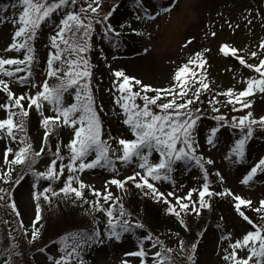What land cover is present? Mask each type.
I'll list each match as a JSON object with an SVG mask.
<instances>
[{"label": "rangeland", "instance_id": "obj_1", "mask_svg": "<svg viewBox=\"0 0 264 264\" xmlns=\"http://www.w3.org/2000/svg\"><path fill=\"white\" fill-rule=\"evenodd\" d=\"M112 1L116 0H99V16L102 17L108 13ZM88 2L91 0H78L76 8L86 6ZM131 3L133 5L140 3L142 7L150 10L151 15L144 17L140 22L142 30L139 33L141 31L142 33L139 36L142 38L133 40V42H123L110 33L106 35V28L102 23L94 24V31L89 37V50L82 54L88 60V68L91 72V93L92 86L97 85L98 87L97 94L94 96L92 93V95L94 110L103 111V122L101 119L99 120L107 133L102 132V139L112 143L110 137L115 138L116 141L119 138H131L129 127L124 123L126 116L123 109L115 102L119 98L115 84L116 78L113 75L116 70H122L126 75L140 79L144 84L168 88L176 83L174 73L178 66L186 64L195 53L199 52L206 63L198 69L197 75L203 74L205 82L213 90L224 93L228 89H232L234 98L236 93L246 88L248 79L259 78V73L254 69L241 65L231 53L226 56L219 49L223 44L228 43L231 47L239 49L236 55L242 56L247 64L258 65L259 60L264 59V50L258 47L259 42L264 40V0H132ZM5 5H8L7 10H5ZM13 5L16 6L13 7ZM229 5H233V7L228 8ZM70 10L72 9L61 8L52 13L49 18L42 22L37 29L34 40L30 42L34 48L35 60H37L35 66L32 65L36 69H31V73H34L33 78L29 82L24 80L22 82L21 77L16 80L25 84L26 96L34 95L39 91V86L46 79L50 86L58 83L56 79L51 80L46 74L49 71L48 60L51 58V53L55 51L51 46L50 37L56 33L60 20L64 18L66 11ZM21 11L22 8L17 4V0H0V57L21 59L25 54L23 49L19 51L4 50L11 43V37L18 27V25H13L11 21L14 17L18 18ZM137 12L139 13V11ZM213 32L215 33L214 36L212 35ZM189 41L191 42L189 43ZM95 45L107 58L103 65L95 66L92 64L91 53L92 47ZM253 51L258 53L256 57L251 56ZM61 58L75 59L76 55L73 53L69 57V54L64 52ZM43 62L44 66L42 65ZM57 62L59 61H54V67L59 66ZM139 64L152 67L150 70L144 71L141 78L135 72V68ZM7 67L9 66H5L6 69ZM190 68H195V66L191 65ZM23 73L25 75L28 72ZM154 77L162 78L160 79L161 82L157 83L158 80ZM0 78L10 81L9 77L6 76L0 75ZM186 79L189 84H199L197 79L187 74ZM33 83L37 87H32ZM9 88L17 95V90L14 89V91L11 84H9ZM76 91V88H70L64 94L63 103L65 101L68 105L74 102ZM133 91H139V87L134 86ZM148 95H154V93H148ZM163 99L165 102L167 101L166 98ZM242 99L250 100L251 108L241 109L239 104H231L217 107L219 113L213 112L212 108H200L202 115L196 125L197 134L195 135V140L198 143L197 155H202L205 162L211 159L214 168L223 177L225 187L231 193L250 200L251 205L244 206H249L252 211L264 216V211L255 210L259 207V201L264 200V172L258 171L251 181L247 184L242 183L250 168L260 158H264V129L254 126L253 135L246 144V154L242 160L237 162H233L236 158L230 149L241 136L238 129L225 125L219 129L216 142L213 145H209L206 141L210 130L218 126V122L213 119L215 115H223L229 121L233 117L239 118L245 115L248 111L253 113V118L258 119L260 116H264V93L257 91L255 95ZM160 102L158 101V103ZM4 103H7V95L0 91V104ZM135 103L143 106V100L139 97L136 98ZM150 107L154 112L160 111L155 106ZM234 107L237 110L234 111ZM32 109L42 120L44 116L55 114L48 102H44L40 110H37L35 106ZM104 113L105 115H103ZM0 118H6L4 109H0ZM49 130L53 132V135H50L47 140L52 148L59 147V129L49 126ZM45 131L46 129L41 128L35 135L28 137L25 130L23 131L24 134H17L14 130L15 140L8 137L6 133H0V182L2 184L0 187L11 189L12 198L15 200L20 213L19 216H15L10 208L0 207V221L4 224L2 237H5V239L0 238V264H6V261L8 264H54L55 260H59L66 251H71L72 247L76 245L78 234H82L84 229L88 230L94 223L91 216L86 215L84 211L82 212L84 206L80 208L75 203V205L70 206L78 222L73 221L76 224L73 227L77 228V230H73L71 224H67V222L71 223V218L64 215L62 206L57 202L52 200L44 205L39 200L34 199V193L43 192L45 188H51L53 191L59 190L69 175L68 169L65 167L64 173L59 179L50 181L41 178L37 182L35 176L27 170L30 167L38 172L46 171L50 162L55 159L56 171L59 172L61 164L67 165L69 163V156L60 155L64 157L61 160L46 148ZM73 136V129L67 126L66 137H70L71 141ZM25 145H31L33 153L39 152L41 147L44 148V151L39 157L32 159L31 163L26 160L24 164H10L9 162L13 160L15 152ZM7 148H12L13 152L5 156ZM116 148L119 146L117 145ZM94 155L93 152L87 157V160H91ZM150 160L153 163L157 162L158 153H153ZM78 163L79 161H77ZM135 171H141L143 174V170L138 168V162L133 159L129 163L116 161V171L96 167L77 172L75 175L92 190L103 192L107 188L111 193H118L119 189L116 185L110 184V181L114 178L124 180ZM6 172L7 176H5ZM21 176L23 179L19 184L13 183ZM169 176L168 180L152 181L157 190L164 193V198L168 201L166 204L174 205L173 208L180 211L179 217L175 215L179 221L183 220L184 217L190 221L198 219L199 215L190 210L181 211L176 202V197H185L189 190L195 189L196 191L192 192V200L198 201L199 191L202 190V185L205 183L204 170H201L194 161L184 160L174 165V171ZM34 182L37 183L35 188L33 187ZM73 186L78 187V182L73 181ZM215 190L217 191V188ZM169 192H172L173 195L168 196ZM49 193L51 191L47 194ZM84 195L86 194L84 193ZM71 196L75 202L83 201L82 198H84ZM89 196L92 200L95 199L93 195L90 194ZM159 200L163 202V199ZM234 201L233 195L216 201V206L213 209L216 210L222 227L219 225L208 226L206 222L198 228L197 234L187 230V234L191 235L190 241L185 244L172 234L160 236L166 249L174 248L172 252L165 251L162 254V257L166 258L164 264H187L189 256L196 264H231L230 260L224 259L227 255L222 239L223 227L234 241L242 239L248 231L254 230L252 225L234 209ZM180 202L185 203L187 201L181 200ZM90 204L88 207H92ZM125 204L130 219L136 217H132L131 207L128 206L127 202ZM37 205H39L41 217L38 222L35 220ZM21 222L23 228H21ZM103 226L104 224L100 226L101 230H103ZM33 229L37 231L34 240L31 238ZM146 232L144 229H136L134 232L124 233L119 241L100 235L102 242L93 241L88 243L86 247L83 246L79 250L78 256L72 258L71 264H77V261L82 257V252L85 254L86 251L90 253L92 264H102L104 259L121 257H124L125 260L121 262L122 264H144V256L128 255V253L141 250L140 240L146 235ZM193 244L196 245L195 249L192 248ZM9 249H14L11 255L8 254ZM143 251L146 257H155L153 253L158 249L157 247L143 248ZM247 254V248H242L239 257H246Z\"/></svg>", "mask_w": 264, "mask_h": 264}, {"label": "snow or ice", "instance_id": "obj_2", "mask_svg": "<svg viewBox=\"0 0 264 264\" xmlns=\"http://www.w3.org/2000/svg\"><path fill=\"white\" fill-rule=\"evenodd\" d=\"M77 3L78 0H51V2L49 0H17V4L22 8V11L19 13L18 18L14 17L12 19L11 23L18 25V27L11 37V43L4 50L19 51L23 49L25 50V54L22 59L0 57V75L9 78L14 77L15 73L25 71L31 75L35 55L34 48L30 42L34 40L37 29L55 11L61 8H71L72 10L66 11L64 18L60 20L56 33L50 37L51 46L55 51L51 53V58L48 60L49 71L47 75L48 77H55L58 81L57 84L50 86L46 79L39 86L40 90L34 95L26 96L21 94L17 96L10 90L9 81L0 78V91H3L7 95V103L0 104V109H4L6 112V118H0V133H6L8 137L15 140L14 129L23 132V118L29 115V110L33 106L37 110H40L43 103L48 102L56 115L43 117L42 123L46 129L44 134L45 142L49 135L50 123L53 126L63 124L64 126L71 127L74 131V136L68 145L70 149L69 163L67 165L61 164L59 172L56 171L55 159L50 162L46 171L38 172L30 167L27 170L35 176L38 182L41 178L50 181L59 179L63 175L65 167H67L69 175L63 187L59 189V192L65 196L74 194L76 198L83 197L81 190L86 187V184L79 180V177L75 173L96 167L116 171V161L129 163L133 159L138 162V168L143 170V174L141 171H135L124 180L112 179L110 184L123 188L127 181H133L135 187L146 188L155 197H164V193L159 192L150 180H168L170 178L169 174L174 171V165L177 162L184 160L194 161L201 170H204L205 183L202 185V190L199 191L198 202L192 200V192L196 191L195 189L189 190L185 197H176L179 209L181 211L190 210L196 215H200L201 209L211 207V204L205 199L206 196L210 198L213 195H233L235 200L234 209L239 212L245 221L252 225L254 230L248 231L242 239L236 240L231 245L233 250L224 259L230 260L231 264H264V227L254 224L241 211V206H250L251 201L231 193L228 189H225L223 192L214 193L207 182L208 174L205 170L204 158L202 155H197L198 143L195 140V135L197 134L196 125L201 119L202 113L200 108L189 106L194 105V101L199 99L201 88L205 90L209 88V84L205 82L203 74L197 75V69L206 63L202 58V54L197 52L186 64L178 66L174 73L176 83L170 85L168 88H158L144 84L140 79L126 75L122 70L113 72L116 78V90L119 94V98L115 102L123 109V113L126 116L124 123L129 127L131 136V138H119L116 141L119 148H113L108 141L102 139V125L97 112L94 110L93 95L90 91L91 72L88 68V60L82 55L89 50V37L94 31V24L105 23L111 12L108 15L99 16V0H91L86 6H80L78 9L76 8ZM15 6L13 5V7ZM4 7L7 10L8 5ZM165 11H168V9H165ZM111 32L112 29L106 25L105 34L108 35ZM212 35L214 36L215 33L213 32ZM258 47L264 50V40L259 42ZM205 51L208 50L205 49ZM219 51L226 56L231 53L241 65L254 69L259 73L258 79H248L246 81V88L236 93L234 97L235 104H239L241 109L251 108V101L242 98L255 95L257 91L264 93V59H260L258 65L247 64L242 56L236 55L239 49L231 47L228 43L223 44ZM64 52H67L69 57L74 53L76 58L62 59L61 56ZM257 55L256 51L251 52V56L256 57ZM54 61H59L60 65L54 67ZM191 65H194L195 68H190ZM5 66L15 67L9 70ZM186 74L197 79L200 85L192 91L191 96H188L186 91V86L188 85ZM21 80L23 82V78ZM134 86H138L139 91L134 92ZM32 87H37V85L33 83ZM70 88L77 89L74 95V102L65 106L63 97ZM148 93H154V95H148ZM220 94L229 97L230 103L233 102L234 93L232 89H228L226 92ZM169 96L171 99L165 102L163 98ZM137 97L143 100V106L135 103ZM178 98L182 99V102L178 103ZM24 101L27 102L28 108H25L24 103H22ZM158 101L161 102L158 103ZM214 101L215 97L209 103L212 104ZM150 106H155L160 111L154 112ZM233 110L237 109L234 107ZM212 111L219 113V109L215 107L212 108ZM17 116L20 117L18 122L14 121V117ZM213 119L218 122V126L213 127L206 138L209 145H213L216 142L219 129L225 125L238 129L241 133L240 138L235 141L230 149V152L236 158L233 162L244 158L246 144L253 135L254 126L264 129V116H260L258 119L253 118L251 111H248L239 118L233 117L231 121L220 114L215 115ZM21 143H24V141H21ZM43 151L44 148L41 147L39 152L33 153L31 145H25L15 152L13 160L9 163L24 164L26 160L31 163V160L39 157ZM12 152V148H7L5 156ZM93 152L95 153L94 157L91 160H87V157L92 155ZM153 153H158V161L154 163L150 160ZM54 156L61 160L64 159V157L60 156L59 147ZM77 161H79L78 164ZM206 163L210 165L213 161L208 159ZM258 171L264 172V158H260L250 168L242 183L247 184L256 176ZM7 175L6 172L5 176ZM217 175L219 176L220 174L217 173ZM137 177L139 178L138 180ZM22 179L23 176L16 179L13 183L19 184ZM222 179L223 177H221ZM73 181L78 182V187L73 186ZM5 183H7V180H5ZM33 187H37L36 182H34ZM50 191L52 196L58 194L51 188H45L43 192L34 193V199L39 200L43 197L45 201H49V196L46 193ZM93 194L102 197L105 204L112 199V193L107 188L103 192L93 189ZM148 194L149 192H145V195ZM172 195V192L168 193V196ZM116 200L118 201L119 197ZM181 200H186L187 202L181 203ZM165 202L167 203L168 201L165 199ZM197 203L199 207H197ZM0 207H8L15 216L20 215L17 204L12 198L10 188L0 187ZM94 207L97 210L104 211L106 214V232L109 239L114 238L119 241L124 233L132 231L133 228H144L142 222L139 220L133 221L130 219V216H126L122 204L119 205L118 212L114 211L116 208L115 204H108L107 208H103L100 202L97 201ZM255 210L258 212L264 211V200L259 201V207ZM168 211L177 217L180 216V211H176L171 206L168 208ZM40 219L39 205H37L35 220L38 222ZM180 222L181 224L184 223L183 220ZM21 228H23L22 222ZM36 236L37 231L33 229L31 238L34 240ZM145 239H151V237H145ZM93 241L102 242L100 241V233L96 230H93L91 233L78 234L76 245L72 247L71 251H66L64 256L59 260H55L54 264H71L72 258L78 256L79 250L84 245ZM192 248L195 249L196 245L193 244ZM239 248H247L248 254L246 257L238 256L236 249ZM13 251L14 249H9L8 254L11 255ZM165 251L170 253L172 249L169 248ZM128 255L143 257L145 256V252L141 247V250L130 252ZM153 255L158 258L155 264H164L166 258L162 257L160 251L154 252ZM6 264H8L7 261Z\"/></svg>", "mask_w": 264, "mask_h": 264}, {"label": "trees", "instance_id": "obj_3", "mask_svg": "<svg viewBox=\"0 0 264 264\" xmlns=\"http://www.w3.org/2000/svg\"><path fill=\"white\" fill-rule=\"evenodd\" d=\"M131 1L132 0H116L114 2L112 1L110 8H109L110 10L108 11V13L111 12V15L108 17V20L105 23H102V25L105 28H106V25L110 27L112 29V32L110 34L116 36L119 40L133 42V40H137L141 38L138 35H139V31L141 30L140 22H141L142 17L138 14L136 8L137 9L139 8L140 10L144 11L146 14H148L149 11L145 9L144 7H142L140 3H136L133 5ZM108 13L105 15H108ZM91 60H92V64H94L95 66L103 65L107 61V58L101 53L97 45L92 47ZM36 63H37V60L34 61L33 66H35ZM57 64L60 65V62H57ZM42 65L44 66V62L42 63ZM14 67L15 66H9L7 67V69L11 70ZM31 69L35 70L36 68L32 67ZM43 72L45 71L43 70ZM197 73H198V69H197ZM33 75L34 73H31V75H29V73H26L24 75L23 72H20V73H15L14 77L9 78L10 80L9 84L12 85L13 90L14 89L17 90L16 94L18 96L21 94L25 95V92H26L25 84L22 83L21 81H16L18 77H21L23 78L24 81L29 82V80L33 78ZM50 79L53 80L56 78L50 77ZM199 86H200L199 84L193 85L192 83L190 84L188 83V85L186 86L187 95L191 96L192 91H194V89ZM97 89H98L97 85L92 86V93L94 96L97 94ZM220 93L222 92L213 90L211 88H208L207 90L201 88L199 99L194 101V105L189 106V107L194 106V107H198L201 109H203V107H207V108H213V107L217 108L218 107L219 108V107H224L225 105L229 106L231 104H235L234 98H233V102L230 103L229 97L221 95ZM213 97H215V101L212 104H210L209 101L212 100ZM166 99L170 100L171 97L170 96L166 97ZM177 102L178 103L182 102V99L178 98ZM22 103H24L25 108H28V104L26 101ZM64 105L67 106L65 101H64ZM95 111L98 114V118L101 119V121L103 122V117H104L102 116L103 111H99L98 109ZM54 115H56V113ZM103 115H105V113ZM19 120H20L19 116L14 117V121L18 122ZM23 125H24L23 131L24 130L26 131V135H28V137L35 135L41 128L45 129V126L42 123V119L39 118V116L36 114V112H34V109L32 108L29 110V115L23 118ZM49 126H53V125L50 123ZM54 127L59 129L58 134H59L60 155L69 156L70 149L68 145L70 143V137L69 138L66 137L67 126L60 124L59 126H54ZM14 130L17 134H20V133L24 134V132H20L18 129H14ZM102 132L107 133L105 127H102ZM50 135L51 136L53 135V132L51 130H49V135L47 137L48 139L50 138ZM110 138L112 141V143H110L111 146L113 148H116L117 147L116 139L112 137ZM48 143L49 141L47 140L46 145H45L47 146L46 148L51 150L50 153L54 154L58 146L52 148L50 143L49 144ZM205 170L207 171V174H208L207 182L209 183V187L214 193L223 192L225 189H227L225 185L223 184V180H221V176L217 175V173L219 172L214 168L213 164L209 165L205 162ZM150 182L153 183L152 181ZM0 186H2L1 182H0ZM117 188L119 189V192L112 193V199L109 200L107 204L104 203L102 197L95 196L93 194V190L87 186L81 190L83 192V195L84 193L86 194L83 196L84 198H82L83 201L78 200L77 202H75L73 201L72 199L73 197L71 196L74 194H69L65 196L63 193H60L59 190L56 191L58 194L55 196H52L51 193L49 194L46 193V195L49 196V201H45L43 197H41L39 201L40 203L47 205L48 202H51L52 200H54L60 206H62L64 210L63 211L64 215H66L67 218L68 217L71 218V223L67 222V224H71V227H73V225H76L75 223H73V221H75L76 223L78 222L76 221L75 213L71 211L70 206L75 205V203L80 208L84 206V208H82L83 209L82 212L84 211L86 215L91 216L92 220H94V223L88 230L84 229L83 233L85 232L91 233L93 230H96L102 236L103 235L107 236V233L105 232L107 217H106L105 212L97 210L94 207V204L97 201H99L100 205L103 208H107L108 204H115L116 208L114 211L116 212H118L119 210V205L122 204L125 210V214L126 216H128L126 212L127 208L125 206L126 205L125 203L127 202L128 206L131 207L130 210L132 212V217L136 216V217L131 218V220L133 221L139 220L140 222H142L144 225L143 229L147 231L146 235L142 237L140 240L141 247L144 249L158 247L159 251L162 254H164L166 247L163 241L161 240L160 236H166L168 234H172L173 236L178 237L180 240H182V242L185 244L186 242L190 241V235H191V234L189 235L187 234V230H190L193 234H197L198 228H200V226H202L203 223H206V222L208 226L219 225L222 227V225L220 224V219L217 216L216 210L213 208L216 206L217 200H220L221 198L230 197V195L228 194H225L224 196L213 195L210 198L206 196L205 199L211 204V207L201 209L198 219H194L193 221H190L189 219H185L184 217L183 219L184 223L181 224V222L175 217V215L168 211V208L170 206L173 207L174 205L166 204V202L164 201L165 200L164 197H155L146 188L135 187V184L133 183V181H127L123 188H120V187H117ZM216 188H217V191L215 190ZM126 192H127V195H126ZM145 192H149V197L153 196L155 198H152L153 200L150 199L148 195H145ZM90 194L93 195L95 199L92 200L89 196ZM117 197H119L118 201L116 200ZM197 198L199 200V196ZM159 199H163V202H161ZM213 200L215 201L214 204H213ZM89 203H91L90 205L92 207H88ZM233 204H235V201L233 202ZM197 207H199L198 203H197ZM241 211H243L244 214L247 215L249 219L253 221L254 224H256L257 226L264 227V216L252 211L249 207L244 206V205L241 206ZM0 212H1V208H0ZM188 215L191 216L190 214ZM103 224H104L103 230H101L100 226H102ZM3 227H4V224L0 221V238L5 239V237H2ZM73 228H74L73 230H77V228L75 227ZM136 229L137 228H133L132 231L130 232H134V230ZM145 237H151V239H145ZM222 239H223V243L225 244V248H226L225 254L228 255L229 252L233 250L231 248V245L235 241L231 238V236L229 235V232L224 227H223ZM86 246L87 244L84 245V247ZM172 250H174V248H172ZM241 250L242 248L236 249L238 256L240 255ZM157 259H158L157 257L144 256V264H155ZM77 264H92V258L90 256V253L86 251L84 254V252H82V257L77 261ZM187 264H196V263L193 261V259H191V256H189Z\"/></svg>", "mask_w": 264, "mask_h": 264}, {"label": "bare ground", "instance_id": "obj_4", "mask_svg": "<svg viewBox=\"0 0 264 264\" xmlns=\"http://www.w3.org/2000/svg\"><path fill=\"white\" fill-rule=\"evenodd\" d=\"M218 1H221V0H218ZM222 3V2H221ZM231 7H233V5H229V7L228 8H231ZM146 65V64H145ZM144 64H139V66L137 67V68H135V72L137 73V74H139V77L141 78V76H142V74L144 73V71H148V70H150L152 67H148L147 65L145 66ZM145 68H147V69H145ZM150 77V76H149ZM152 78V77H151ZM154 78H156L158 81H157V83H160L161 82V80L160 79H162V78H157V77H154ZM149 80H151L150 78H149ZM152 81V80H151ZM94 180H96L97 181V179H94ZM122 261H125L124 260V257H121V258H110V259H104V261L102 262V264H122L121 262ZM124 264V263H123Z\"/></svg>", "mask_w": 264, "mask_h": 264}]
</instances>
